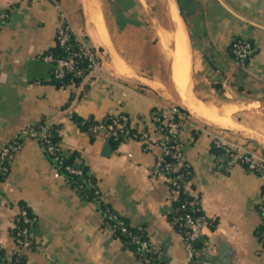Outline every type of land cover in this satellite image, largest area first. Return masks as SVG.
<instances>
[{
	"label": "crops",
	"instance_id": "0c3cea01",
	"mask_svg": "<svg viewBox=\"0 0 264 264\" xmlns=\"http://www.w3.org/2000/svg\"><path fill=\"white\" fill-rule=\"evenodd\" d=\"M180 4L186 30L170 0H0L8 12L0 26V149L43 117L61 123L63 152L79 151L101 199L131 224L145 225L162 264H264L257 211L263 177L239 163L218 164L211 148L220 130L264 153V0ZM63 19L100 55L98 69L79 85L51 83L52 64L43 59ZM177 24L188 52L183 85L174 71ZM235 38L254 46L245 67L231 54ZM173 105L193 120L183 123L181 136L182 161L191 169L185 190L212 221L193 261L169 218L168 187L150 175L160 134L152 130L149 144L129 139L114 148L101 136L92 141L69 118L126 114L147 129L154 108ZM24 205L36 218L33 246L20 249L28 264H144L31 136L0 183V247L7 256L16 250L11 231Z\"/></svg>",
	"mask_w": 264,
	"mask_h": 264
},
{
	"label": "built area",
	"instance_id": "2783aa9c",
	"mask_svg": "<svg viewBox=\"0 0 264 264\" xmlns=\"http://www.w3.org/2000/svg\"><path fill=\"white\" fill-rule=\"evenodd\" d=\"M7 16V10L0 8V26ZM56 45L62 49L61 54L49 53L43 56L45 61L54 64L55 78H63L69 73L74 74V76L83 75L84 68L79 64L82 59L87 61L85 70L89 71V74H92L98 69L100 61L99 52L90 46L86 40L77 38L71 23L67 19L62 20V23L56 32ZM230 51L238 64L245 67L254 53V46L252 42L247 39L235 38L231 42ZM162 109L163 115L161 117L155 116L151 118L152 126L156 127L162 134V137L158 141V144L161 147V152L157 155L155 164L151 168V175L154 178L163 179L167 184L169 197L174 201L180 198L181 193L183 192V186H186L188 179L191 176V171L189 164L182 161L183 143L181 136L184 123L183 115L174 105ZM123 121H126L124 116H122L116 123L118 128L124 126ZM156 122H160V124L156 125ZM92 129L93 131L98 130L99 133L104 136H118L116 130L110 129V126L107 127L104 124L96 125L92 127ZM108 130H112L111 134ZM149 131V129L144 131L139 130L132 136L129 134V130H125L122 136L123 141L135 139L144 143H149L151 140ZM30 134L37 139L45 137L44 133L42 134L31 131ZM212 137L213 143L216 147L223 148L230 156L231 163H241L249 170L261 175L264 180V153L256 152L254 149L246 146V143L237 141L235 138L225 135L220 130H215ZM20 148L21 144L14 139L13 142H9L0 149L1 175L8 173L13 154ZM49 149L52 150V147L49 146ZM182 166L183 169L181 172L173 174L174 171ZM187 203L188 202H183L182 207L185 208ZM194 203L195 201H191L189 204L192 205ZM257 211L261 219L260 240L262 242V250L264 251V190L262 191L260 202L257 205ZM176 221L182 228L181 232L187 259L193 261L199 252L200 247H198V243L202 241L203 231L207 226L212 225V221L204 213L194 215L188 211L177 216ZM15 222L13 225V227L16 228V238L14 237L16 245L15 253L21 254L20 249L30 248L33 244L28 228L19 223L22 222L23 224H28L31 222V218L27 215L25 210H22L20 216L16 218ZM119 224L121 225L122 231H125V227L122 223L119 222ZM109 227L114 232L113 227ZM133 240L140 242L137 237H133ZM141 248L147 253L152 251L153 253H157L159 251L154 245L151 246V248L148 247L147 243L144 241L141 243ZM142 262L144 263L143 260ZM151 264L156 263L152 262Z\"/></svg>",
	"mask_w": 264,
	"mask_h": 264
},
{
	"label": "trees",
	"instance_id": "16d2710c",
	"mask_svg": "<svg viewBox=\"0 0 264 264\" xmlns=\"http://www.w3.org/2000/svg\"><path fill=\"white\" fill-rule=\"evenodd\" d=\"M53 53V54H61L62 49L55 45L52 49H50L46 54ZM80 66L84 68L83 75L81 76H74L73 74L69 73L66 74L63 78L57 79L54 77V64H52V72H51V79L50 82L55 84L56 86H67L71 83H74L75 85H79L82 83L84 78L89 74V71L85 70V66L87 64V61L82 59L80 61ZM179 110V112L183 115L184 122L186 125H190V122H192V117L190 113L179 106H176ZM163 115V109L162 108H154L151 111L150 117L159 116L161 117ZM124 116L126 118V121H123L124 126L122 128H118L116 121L120 120L121 117ZM70 120L74 125H76L81 131L86 132L89 134L90 139L93 141L96 136H98L99 131H93L92 127L96 125L105 124L107 127H111L117 131L118 136L115 137L113 135H108L107 139L110 142V144L116 148L117 145L123 141V132L125 130H129L130 135H135L138 131V128L136 126H131L130 123L132 122V119L126 115V114H111L107 115L105 118L98 120L95 119L93 116L83 117L80 116L77 113H70L69 115ZM160 124V122H156V125ZM62 127L61 123H56L55 121L48 120L46 118H41L38 122L30 124L27 129H25V132H21L17 136V141L23 142L24 138L28 136V130H36L40 133H44L45 137H41L38 139L40 144L44 148V152L48 160L52 163L53 167L65 177L67 184L75 190L80 198L84 202H96L98 205V208L100 212L103 215L104 218V224L112 226L114 229V234L121 238L124 245L128 248H131L136 252L138 257H141L145 264H151L152 262L156 264H162V262L159 259L158 252L153 253L152 252H145L141 248V243L144 241L147 243L148 247L151 248L153 244L151 243L149 236L146 232V227L143 224L140 225H133L130 223L128 219L123 217L121 214H119L109 203L104 202V200L101 199L100 196V190L98 188L97 179L92 174L89 166L86 164L84 159L81 156V153L79 151H72L69 154H66L63 152L61 148V141L62 137L60 134V129ZM146 129V128H145ZM30 132V131H29ZM49 146L52 147V150L49 149ZM213 152L222 158L221 161H219L218 164H221L223 166H231L233 163H231L230 156L226 153V151L223 148H218L214 143H212L211 146ZM183 169L182 167H179L176 171L173 172V174H176L178 172H181ZM79 171V172H78ZM191 171V169H190ZM2 175L0 174V178ZM166 184V183H165ZM167 185V184H166ZM191 201H195L194 204H189ZM183 202H188L186 207H182ZM174 211L170 215V220L172 224L181 232L182 228L176 221V217L185 213V212H191L194 215H198L203 213L200 205L198 204V201L195 200L188 192L185 190V185L183 186V192L181 193V196L178 200L172 201ZM198 208V210H197ZM22 210H25L27 212V215L31 218V222L28 224H23L20 222L22 226H26L28 228V231L31 235V229L35 223V216L31 212V210L27 206H22L20 212ZM19 214L16 216L18 218L20 216ZM15 218V221H16ZM119 222L122 223V225L125 227V231H122L121 225ZM16 223V222H15ZM12 236L13 238H16V228L12 227ZM261 232V226L258 231L259 236ZM182 233V232H181ZM133 237H137L140 242H136L133 240ZM32 244L34 243V240L31 236ZM201 242L198 243V247H200ZM0 263L3 264H28L27 259L25 255L13 253L11 256H7L4 249L0 247Z\"/></svg>",
	"mask_w": 264,
	"mask_h": 264
},
{
	"label": "bare ground",
	"instance_id": "6f19581e",
	"mask_svg": "<svg viewBox=\"0 0 264 264\" xmlns=\"http://www.w3.org/2000/svg\"><path fill=\"white\" fill-rule=\"evenodd\" d=\"M92 2V1H91ZM94 7V6H93ZM98 9V8H97ZM96 15V14H95ZM179 18V17H178ZM180 20V19H179ZM181 22V21H180ZM101 23V22H99ZM176 31H175V42L177 46V51L175 52V64H174V71H175V78L177 82L180 85H183L185 82L186 78V70H187V49L186 45L184 43V37L182 32L179 30L180 26L177 24L175 25ZM101 28V27H100ZM100 31V30H99ZM172 36V35H171ZM189 56V55H188ZM121 64V63H120ZM123 69V68H122ZM122 72V71H121ZM188 79V78H187Z\"/></svg>",
	"mask_w": 264,
	"mask_h": 264
},
{
	"label": "rangeland",
	"instance_id": "374dc122",
	"mask_svg": "<svg viewBox=\"0 0 264 264\" xmlns=\"http://www.w3.org/2000/svg\"><path fill=\"white\" fill-rule=\"evenodd\" d=\"M174 16H175V18H176V14H175V12H174ZM72 74V73H71ZM74 75V74H73ZM90 75L91 74H89V75H87L86 77H90ZM85 77V78H86ZM71 84H74V83H71ZM118 121H116V123H117ZM138 124V122L137 121H135V120H132V122L130 123V125L131 126H136L137 128H138V131L139 130H142V131H144V130H146L145 128H143V127H140V126H138L137 125ZM105 125V124H104ZM150 125H151V127L149 128H147V129H149L150 131H149V133L151 134V131L152 130H155V131H157L159 134H160V136L162 137V134H161V132H159V130L156 128V127H154V126H152V124H151V117H150ZM29 126V125H28ZM28 126H26V128H24V130H23V132H25V129H27L28 128ZM106 126V125H105ZM110 129H113L112 128V126L110 127ZM31 131H33V132H37V133H40V132H38V131H36V130H33V129H31V130H28V131H26V132H28V136H31V134H30V132ZM109 131V133L111 134V132H112V130H108ZM115 132V131H114ZM98 136H101V137H104V138H107V136H104V135H101L100 133L98 134ZM32 137V136H31ZM33 138H35V137H33ZM233 138H235L237 141H240L239 139H237L236 137H233ZM15 139L17 140V137H15ZM35 139H37V138H35ZM14 140V139H13ZM13 140H11L10 142H13ZM38 140V139H37ZM18 143H20L21 144V146H22V143L21 142H19V141H17ZM240 142H242V141H240ZM212 143H213V137H212ZM212 143H211V146H212ZM146 144H149V143H146ZM215 156H216V158H220V159H218L219 161H221L222 160V158L221 157H219V156H217L216 154H215ZM12 162V161H11ZM239 164H241V163H239ZM54 168V167H53ZM55 169V168H54ZM56 170V169H55ZM10 171V170H9ZM8 171V172H9ZM56 172L58 173V174H60L57 170H56ZM8 175V173H6L5 175H2V177L0 178V183L6 178V176ZM61 175V174H60ZM150 175H151V171H150ZM152 176V175H151ZM261 176V175H260ZM153 177V176H152ZM264 187V186H263ZM263 190H264V188H263ZM15 222V221H14ZM109 226V225H108ZM15 252V251H14ZM140 258V257H139ZM140 260L142 261V259L140 258Z\"/></svg>",
	"mask_w": 264,
	"mask_h": 264
},
{
	"label": "water",
	"instance_id": "95a60500",
	"mask_svg": "<svg viewBox=\"0 0 264 264\" xmlns=\"http://www.w3.org/2000/svg\"><path fill=\"white\" fill-rule=\"evenodd\" d=\"M171 2H173V4L175 5L178 17L181 21L182 27L186 30V18H185V14L182 10L181 4H180V0H170ZM262 145H264L263 143H260Z\"/></svg>",
	"mask_w": 264,
	"mask_h": 264
}]
</instances>
